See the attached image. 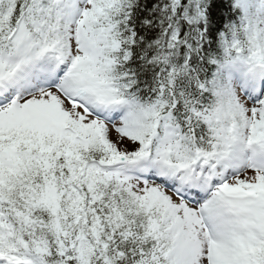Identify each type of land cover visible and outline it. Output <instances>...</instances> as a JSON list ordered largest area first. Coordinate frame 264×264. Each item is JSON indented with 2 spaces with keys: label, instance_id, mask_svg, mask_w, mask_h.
Returning <instances> with one entry per match:
<instances>
[{
  "label": "snow or ice",
  "instance_id": "1",
  "mask_svg": "<svg viewBox=\"0 0 264 264\" xmlns=\"http://www.w3.org/2000/svg\"><path fill=\"white\" fill-rule=\"evenodd\" d=\"M0 264H264V0H0Z\"/></svg>",
  "mask_w": 264,
  "mask_h": 264
}]
</instances>
